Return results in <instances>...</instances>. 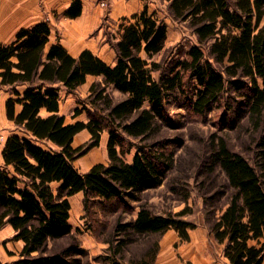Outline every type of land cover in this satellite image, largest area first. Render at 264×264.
<instances>
[{"label": "trees", "instance_id": "1", "mask_svg": "<svg viewBox=\"0 0 264 264\" xmlns=\"http://www.w3.org/2000/svg\"><path fill=\"white\" fill-rule=\"evenodd\" d=\"M162 1L167 3L171 22L185 25L196 43L188 45L183 58L158 79L153 73L160 66L151 59L164 49L167 25L146 8L121 19L119 36L111 46L114 66L88 50L73 57L58 39L51 43L46 21L20 28L12 42L0 45V89L9 94L5 115L20 132L7 137L0 171V230L10 226L13 239L22 242L19 258L12 264L78 263L71 258L76 248L47 252L50 241L72 231L70 197L82 193L86 210L91 200L137 201L139 195L162 184L172 168V154L158 148L159 141H150L165 119L168 97L178 81L187 77L195 82L190 101L195 115L209 112L229 87L241 94L255 125L263 121L264 0ZM81 7V1L74 0L64 16L78 17ZM87 76L100 78L89 87L90 108H83L87 122L67 124L59 114L60 92H75ZM109 88L124 99L114 102ZM83 111L75 110V115ZM83 130L90 134V142L73 147L74 137ZM104 132L108 163L80 173L73 163L97 147ZM135 140L145 144L138 146ZM259 145L253 165L222 143L213 154L233 190L209 227L223 245L228 264H262L264 260V137ZM134 148L128 162L125 156ZM187 213L158 215L141 206L131 231L151 236L174 230L188 241V231L197 225L183 218ZM126 228L118 224L116 232ZM157 249L158 243L132 264H153ZM119 253L120 247L113 249L107 264H122Z\"/></svg>", "mask_w": 264, "mask_h": 264}, {"label": "rangeland", "instance_id": "2", "mask_svg": "<svg viewBox=\"0 0 264 264\" xmlns=\"http://www.w3.org/2000/svg\"><path fill=\"white\" fill-rule=\"evenodd\" d=\"M146 6L149 8V14L154 13L167 25L164 49L151 59L160 66L159 72L153 73V77L158 79L160 75L166 74L175 60L183 58L181 55L188 45L196 43V39L185 25L171 22L167 16L165 1L146 0ZM100 7H106L104 0L100 2ZM120 23L121 20L104 19L98 29L100 42L106 43L114 54L111 46L119 36ZM98 30L95 31L98 32ZM204 54L206 58L209 57L207 49H204ZM141 56L145 58L143 54ZM97 81H100V78H88L86 84L80 86L75 92L60 94V112L68 124L87 122L83 108H90L87 103L89 87ZM195 86V82L187 77L182 79V82L178 81V86L168 97L165 119L156 126L155 136L150 141V144L159 141L161 145L158 148L172 154V168L166 173L162 184L139 195L137 201L128 199L126 203H121L115 200L110 202L91 200L86 205V210L82 193L70 197L69 222L72 231L65 238L50 241L47 245L48 253L76 248V251L72 250L71 258L76 260L77 264H107V258L113 254V249L120 247L118 255L120 262L132 264L153 250L158 243L157 258L159 242L169 232L151 236L133 234L130 225L141 206H146L152 213L158 215L186 211L188 213L183 217L185 220L195 223L198 230H209L213 219L219 216L220 210L227 206L233 193L225 174L214 159L216 146L219 143L224 144L231 152L241 155L253 165L260 150L259 144L264 137V119L257 127L243 105L244 100L241 94L229 87L209 112L201 116L195 115L190 107ZM107 92L114 102L124 99V95L111 88ZM8 97L9 94L0 89V137L3 141L12 135L9 133L13 130L12 126H7L5 122L4 105ZM75 110L83 112L76 116ZM15 131L17 132L15 134L20 135L18 130ZM85 134L86 137H84ZM76 138L78 143H74V147L86 146L90 142V134L86 130L81 131ZM107 138L108 134L104 132L99 145L73 163L80 173L85 172L95 163L105 165L108 163ZM134 143L138 146L145 144L138 140ZM134 151L135 148L125 156V160L130 162ZM92 153H97L96 160L89 165L83 163V160ZM2 169L3 167L0 166V171ZM56 186L53 184V189ZM118 224L127 225L126 230L117 233ZM13 235L14 232L9 226L0 230L2 264H12L19 258L22 242L15 241ZM216 251L221 254L220 247ZM75 252L79 254L75 255Z\"/></svg>", "mask_w": 264, "mask_h": 264}, {"label": "crops", "instance_id": "3", "mask_svg": "<svg viewBox=\"0 0 264 264\" xmlns=\"http://www.w3.org/2000/svg\"><path fill=\"white\" fill-rule=\"evenodd\" d=\"M73 1L0 0V45L12 42L20 28L30 27L40 21H47L51 28V43L58 39L73 57L88 50L107 65L114 66L115 54L109 50L106 43L100 42L99 26L104 19L121 20L141 13L145 8L149 11L146 0H104L105 8L100 7L102 0H80L82 3L80 15L69 19L64 16V12ZM95 32L96 34H94ZM88 78H93V76H87ZM61 93L65 92L61 91ZM59 114L62 115L60 106ZM5 122L13 129L9 135L17 133L13 123L7 118ZM86 136L85 134L84 137ZM4 145L5 140L0 145V166L2 167ZM91 167L92 165L83 173H86ZM168 232L169 234H167ZM166 234L167 236H164L159 242V253L154 264H228L223 257V245L218 244L207 229L189 230L188 241H180L174 230H169ZM218 247L221 249V254L215 252ZM262 264H264V260Z\"/></svg>", "mask_w": 264, "mask_h": 264}, {"label": "bare ground", "instance_id": "4", "mask_svg": "<svg viewBox=\"0 0 264 264\" xmlns=\"http://www.w3.org/2000/svg\"><path fill=\"white\" fill-rule=\"evenodd\" d=\"M74 143L75 144L78 143V138L75 139ZM96 155L97 153H92L91 155H89L87 158L83 160V163L85 162L87 165H89L92 161L96 160Z\"/></svg>", "mask_w": 264, "mask_h": 264}, {"label": "built area", "instance_id": "5", "mask_svg": "<svg viewBox=\"0 0 264 264\" xmlns=\"http://www.w3.org/2000/svg\"><path fill=\"white\" fill-rule=\"evenodd\" d=\"M2 142H3L2 137H0V145H1Z\"/></svg>", "mask_w": 264, "mask_h": 264}]
</instances>
